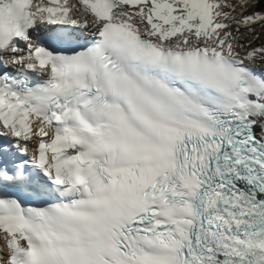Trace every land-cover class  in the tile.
<instances>
[{"label":"bare ground","instance_id":"obj_1","mask_svg":"<svg viewBox=\"0 0 264 264\" xmlns=\"http://www.w3.org/2000/svg\"><path fill=\"white\" fill-rule=\"evenodd\" d=\"M241 5L264 7V0H235L231 7L224 0H153L147 7L150 13L144 8L133 16L143 32L157 39L197 44L264 70V31L239 23ZM163 21L167 26H161ZM156 25L161 32H156Z\"/></svg>","mask_w":264,"mask_h":264},{"label":"rangeland","instance_id":"obj_2","mask_svg":"<svg viewBox=\"0 0 264 264\" xmlns=\"http://www.w3.org/2000/svg\"><path fill=\"white\" fill-rule=\"evenodd\" d=\"M229 7L235 4V0H224ZM239 10V8H238ZM241 16L238 18L239 23L252 25L253 31H264V7L257 5L255 7L240 6Z\"/></svg>","mask_w":264,"mask_h":264}]
</instances>
